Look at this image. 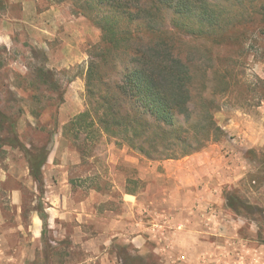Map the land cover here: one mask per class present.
<instances>
[{
    "label": "rangeland",
    "instance_id": "obj_1",
    "mask_svg": "<svg viewBox=\"0 0 264 264\" xmlns=\"http://www.w3.org/2000/svg\"><path fill=\"white\" fill-rule=\"evenodd\" d=\"M1 3L0 108L15 121L25 147L38 149L46 145L48 157L54 155V159L42 172L40 192L29 175L24 153L0 144V231H32V219L45 214L60 196L69 198V220L61 222L57 218L56 225L46 224L45 231L106 228L112 219L110 212L124 213L123 191L130 190L142 199L166 194L173 197V190L166 188L176 189L178 183L167 176L166 169L184 158L149 161L99 133L93 138L82 134L77 141L62 134L63 126L86 108L84 74L88 53L100 42L101 32L85 17L76 15L70 2ZM259 26L261 30L250 32L239 49L234 44L222 49L208 46L214 57L224 59L222 66L229 71L227 81L231 84V91L218 98L220 109L214 114L226 137L199 152L210 149L217 153L215 166L209 174L204 172L203 178L210 189L204 196L211 199L213 220L199 221L200 231L196 233L171 231V238L161 245V254L154 252L152 242L142 251L112 242L104 246L98 259L71 250L68 264H264V25ZM183 48L194 50L192 46ZM39 73L47 75L56 86L39 82ZM53 129L56 132L51 134ZM226 154L227 159L232 158L229 162L221 159ZM45 177L52 183L51 189L46 187ZM62 182L69 190L60 189ZM193 188L188 196L195 195ZM13 190L19 191L17 204L13 203ZM229 192L255 210L233 212L226 206L225 194ZM81 202L85 203L83 207L78 204ZM78 205L81 212L72 209ZM93 210L98 216L95 220L89 218ZM78 219L84 222L80 224ZM49 239L59 244L54 248L61 247L59 253L64 257L57 264H64L65 250L72 247V242L69 238ZM36 252L38 257L43 254Z\"/></svg>",
    "mask_w": 264,
    "mask_h": 264
},
{
    "label": "trees",
    "instance_id": "obj_2",
    "mask_svg": "<svg viewBox=\"0 0 264 264\" xmlns=\"http://www.w3.org/2000/svg\"><path fill=\"white\" fill-rule=\"evenodd\" d=\"M52 1L72 3L75 14L101 32L88 53L86 108L63 126L64 136L77 141L82 134L93 138L99 133L149 161L179 160L226 137L214 114L220 109L218 98L231 91L230 73L208 46L241 48L249 33L264 25V0ZM48 78L37 76L55 87ZM53 120L56 125V114ZM15 124L0 108V144L24 153L29 175L42 192L49 150L46 145L25 147ZM225 200L235 213L255 210L233 193H226ZM40 217L45 232L46 215ZM45 257L57 264L64 255L48 250Z\"/></svg>",
    "mask_w": 264,
    "mask_h": 264
},
{
    "label": "crops",
    "instance_id": "obj_3",
    "mask_svg": "<svg viewBox=\"0 0 264 264\" xmlns=\"http://www.w3.org/2000/svg\"><path fill=\"white\" fill-rule=\"evenodd\" d=\"M246 136V134H245ZM205 150L202 153H197L193 156L186 157L177 161L176 165L169 166L166 171L169 178L175 179L176 189L167 187L166 190L172 191L173 197L166 196H154L150 198H140L139 195L134 193H127L123 191L122 201L124 213L121 215L113 214L110 212L112 219L106 228L100 231H43V221L41 217L37 216L32 219L33 228L32 231H0V264H53L50 259H46V252L48 250H54L59 252L61 250L54 248L55 245H59L57 241L49 239V236L54 238H69L72 242V247L66 249L67 257L64 264L69 263V255L71 250L80 251L82 254L89 256H97L98 259L102 254L104 246L111 244L112 242L123 244L124 246H131L138 251L145 249L148 242L155 244L154 252L161 254L163 249L161 245L166 242V239L171 238V231H200L198 222L202 219L213 220L212 210H210L211 199L206 200L205 194H208L210 190L208 185L203 182V178L209 169L215 166L216 154L213 151ZM55 154V153H54ZM219 157H221L219 155ZM221 157V159L232 160L231 156ZM53 156L47 158V162L42 169V172L46 169L49 163H52ZM79 162H76V164ZM228 164V163H227ZM209 174V172L207 173ZM46 176V175H45ZM63 181V178H62ZM44 183L47 188H52V183L44 178ZM62 186L61 190L68 189V184L64 186L63 182L59 184ZM58 185V186H59ZM192 187L195 190L193 196H188V192H191ZM69 190V189H68ZM162 191H165L161 189ZM14 191L13 203L19 202V191ZM151 191L148 190V192ZM161 191V192H162ZM160 192V193H161ZM153 193V192H151ZM182 195V196H181ZM57 201H52L46 211V224L56 225L57 218L61 219V222H67L70 216V207L67 206L70 203L67 196H60ZM198 202V204H197ZM80 206H84V202L78 203ZM77 207H72L74 210L81 212ZM80 207V208H82ZM82 216V215H80ZM89 216V215H86ZM92 220L98 218L97 213L93 210L90 213L89 218ZM78 222L82 224L84 221L78 219ZM189 222V225L187 223ZM20 225V224H18ZM207 227V225H205ZM182 230H178L179 228ZM80 228V227H78ZM58 242L61 244L62 240ZM44 246V247H43ZM192 251L195 245H191ZM45 249L44 253L43 250ZM180 250V249H178ZM39 251L42 255L38 257L36 254ZM182 256V255H181ZM182 260L185 256H182ZM101 260V258H100ZM84 261L76 262L75 264H84ZM115 264V262H113Z\"/></svg>",
    "mask_w": 264,
    "mask_h": 264
}]
</instances>
